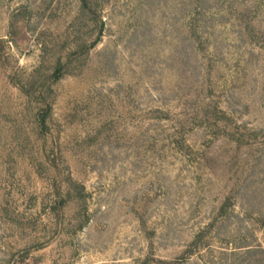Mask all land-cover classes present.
Masks as SVG:
<instances>
[{
  "label": "rangeland",
  "instance_id": "obj_1",
  "mask_svg": "<svg viewBox=\"0 0 264 264\" xmlns=\"http://www.w3.org/2000/svg\"><path fill=\"white\" fill-rule=\"evenodd\" d=\"M0 264H264V0H0Z\"/></svg>",
  "mask_w": 264,
  "mask_h": 264
},
{
  "label": "trees",
  "instance_id": "obj_2",
  "mask_svg": "<svg viewBox=\"0 0 264 264\" xmlns=\"http://www.w3.org/2000/svg\"><path fill=\"white\" fill-rule=\"evenodd\" d=\"M62 69L59 68L57 70V73H56V78H59V72L61 71ZM48 114H49V111L47 112H41V114L39 115V124L41 126L42 129H46L47 128V118H48Z\"/></svg>",
  "mask_w": 264,
  "mask_h": 264
}]
</instances>
